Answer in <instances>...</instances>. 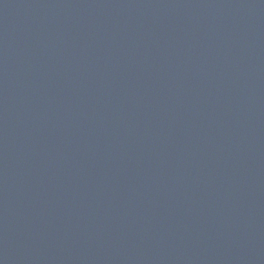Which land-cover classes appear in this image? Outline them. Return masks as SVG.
I'll return each mask as SVG.
<instances>
[{"label": "water", "instance_id": "95a60500", "mask_svg": "<svg viewBox=\"0 0 264 264\" xmlns=\"http://www.w3.org/2000/svg\"><path fill=\"white\" fill-rule=\"evenodd\" d=\"M0 264H264V0H0Z\"/></svg>", "mask_w": 264, "mask_h": 264}]
</instances>
